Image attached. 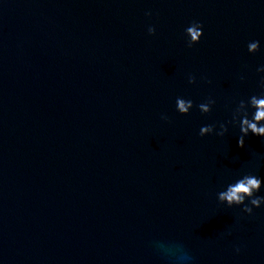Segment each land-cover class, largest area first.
Instances as JSON below:
<instances>
[{"label":"water","instance_id":"95a60500","mask_svg":"<svg viewBox=\"0 0 264 264\" xmlns=\"http://www.w3.org/2000/svg\"><path fill=\"white\" fill-rule=\"evenodd\" d=\"M262 65L264 0H0V264H264V205L218 199L264 178L227 124Z\"/></svg>","mask_w":264,"mask_h":264},{"label":"clouds","instance_id":"9594fccd","mask_svg":"<svg viewBox=\"0 0 264 264\" xmlns=\"http://www.w3.org/2000/svg\"><path fill=\"white\" fill-rule=\"evenodd\" d=\"M193 29H198L194 31ZM155 28L152 27L149 30V34H153ZM191 32L192 36H203V24L200 21H192L189 26L184 29L185 38L188 47L193 45L191 40L187 39L188 33ZM200 39L195 43H199ZM260 50V41L252 40L247 43V51L249 53H256ZM258 72H264V65L257 68ZM188 83H195V77L188 76ZM262 87H264V80H262ZM179 103V109L176 110L182 115H187L193 108V101L186 99L182 96L176 97ZM215 103V100L209 98L205 102L198 104V108L201 113H208L211 111V106ZM162 119H168L167 116H162ZM238 125L240 136L238 139V145L243 147L245 137L251 133L254 136L264 138V91L253 94L248 97L247 102L240 100L236 107L231 112V119L227 122ZM226 123H220L217 130L216 125L208 124L199 128V135L206 136L215 133L217 136H224L228 131ZM262 187H264V178L257 176L253 173L242 174L237 177L233 182H229L225 185L223 190L218 194V199L222 201L227 207H241L243 213L249 215L252 214L253 208H259L264 205V195H261ZM239 252L240 249L236 248Z\"/></svg>","mask_w":264,"mask_h":264}]
</instances>
